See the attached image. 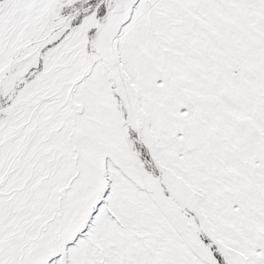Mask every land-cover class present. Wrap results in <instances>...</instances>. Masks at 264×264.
Returning a JSON list of instances; mask_svg holds the SVG:
<instances>
[{
	"label": "snow or ice",
	"instance_id": "1",
	"mask_svg": "<svg viewBox=\"0 0 264 264\" xmlns=\"http://www.w3.org/2000/svg\"><path fill=\"white\" fill-rule=\"evenodd\" d=\"M0 264H264V0H0Z\"/></svg>",
	"mask_w": 264,
	"mask_h": 264
}]
</instances>
